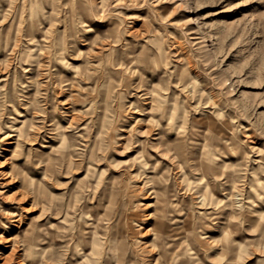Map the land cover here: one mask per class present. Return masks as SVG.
Returning <instances> with one entry per match:
<instances>
[{
  "label": "rangeland",
  "instance_id": "1",
  "mask_svg": "<svg viewBox=\"0 0 264 264\" xmlns=\"http://www.w3.org/2000/svg\"><path fill=\"white\" fill-rule=\"evenodd\" d=\"M261 213L264 0H0V264H264Z\"/></svg>",
  "mask_w": 264,
  "mask_h": 264
},
{
  "label": "bare ground",
  "instance_id": "2",
  "mask_svg": "<svg viewBox=\"0 0 264 264\" xmlns=\"http://www.w3.org/2000/svg\"><path fill=\"white\" fill-rule=\"evenodd\" d=\"M112 58V57H111ZM106 61H107V59H106ZM170 117H172V115L170 114ZM172 143V142H171ZM172 144H174V143H172ZM167 145H170V143L168 142L167 143ZM170 149V148H169ZM214 175V174H213ZM165 178V177H164ZM201 195H203V193L201 194ZM157 196V195H156ZM158 199V198H157ZM171 201V200H170ZM167 208L168 207H163L161 210L164 212V214H166V212H167ZM105 210V209H104ZM173 211H174V209H173ZM178 213V212H177ZM112 214V213H111ZM171 214H173V213H171ZM152 215V214H151ZM175 217H176V215H174ZM160 217V216H159ZM163 217V216H162ZM177 217H179V216H177ZM192 217H193V215H192ZM184 218V217H183ZM118 219V218H117ZM180 219H182V218H180ZM263 220L264 221V213H261V214H259L258 215V217H257V220ZM174 220H175V218H174ZM183 220V219H182ZM171 222V221H170ZM193 222V221H192ZM120 223V222H119ZM177 223V222H176ZM100 224V223H99ZM120 224H122V223H120ZM133 224V223H132ZM183 224V223H182ZM167 225V227H169L170 226V224H166ZM122 226V225H121ZM151 228V227H150ZM199 228V227H198ZM135 230V229H134ZM149 230V229H148ZM206 230V229H205ZM119 231V230H118ZM196 231V228H195V230H194V232ZM192 232H193V230H192ZM120 233V232H119ZM124 233H125V231H124ZM204 233H206V232H204ZM147 234V233H146ZM157 234V233H156ZM30 235V234H29ZM32 235V234H31ZM98 235V234H97ZM96 235V236H97ZM202 237H206V236H208L207 234H202L201 235ZM260 236H263V238H264V224H263V226H262V228H261V234H260ZM29 237V236H28ZM117 237V236H116ZM133 237V236H132ZM148 237V236H147ZM155 237H157L156 235H155ZM180 237H182V236H177V237H175V240H174V242H172V243H170L171 241H168V239H167V241H165L168 245H170V244H174V247H172V248H170V249H167V250H164L163 251V253H161V255L162 256H167L166 258H167V261H169V262H171V264H182V263H185V261L183 260V258H187V259H189L187 256H188V254H187V252H188V250H192L193 248H191V247H187V250H183V247H182V241H181V239H180ZM190 237V236H189ZM34 238V237H33ZM153 238H154V236H153ZM100 239V238H99ZM155 239V238H154ZM194 239V238H193ZM33 240V239H32ZM92 240H93V238H92ZM122 240H124V239H122ZM166 240V239H165ZM184 240H186V239H184ZM189 240H190V238H189ZM29 241V240H28ZM96 241H97V239H96ZM110 241V240H109ZM126 240H124V242H125ZM151 241V240H150ZM154 241V240H153ZM156 241H157V239H156ZM193 241H195V240H193ZM98 242H99V240H98ZM192 242V241H191ZM92 243H93V241H92ZM100 243V242H99ZM98 243V244H99ZM116 243V242H115ZM126 243V242H125ZM153 243V242H152ZM187 243V242H186ZM163 244V243H162ZM165 244V243H164ZM166 244V245H167ZM198 244V243H197ZM227 244V243H226ZM158 245V244H157ZM117 246V245H116ZM125 246H127V245H125L124 244V247H123V250H124V248H125ZM163 246V245H162ZM188 246H190V245H188ZM74 247V246H73ZM119 247V246H118ZM157 247V246H156ZM161 247V246H160ZM204 247V246H203ZM148 248V247H147ZM153 248V247H152ZM151 248V249H152ZM205 248V247H204ZM125 249H127V248H125ZM131 250H132V248H131ZM127 251V250H126ZM74 252V251H73ZM79 253V252H78ZM73 254V253H72ZM110 254H111V252H110ZM131 254V253H130ZM189 254L190 255H192L191 257H194V255H195V252L194 251H189ZM86 255H88V254H86ZM124 255V254H123ZM122 255V256H123ZM196 256V255H195ZM199 256V255H198ZM154 257V256H153ZM152 257V258H153ZM121 258H123V257H121ZM131 258V257H130ZM129 258V259H130ZM132 259V258H131ZM201 259V258H200ZM139 260V259H138ZM124 261H125V259H124ZM200 261H203L202 259L200 260ZM131 262V261H130ZM189 262V261H188ZM136 263V262H135ZM187 263V262H186ZM76 264V263H75ZM198 264V263H197Z\"/></svg>",
  "mask_w": 264,
  "mask_h": 264
}]
</instances>
